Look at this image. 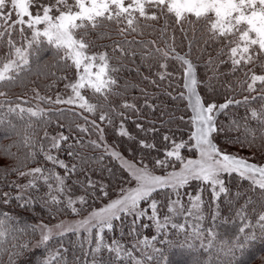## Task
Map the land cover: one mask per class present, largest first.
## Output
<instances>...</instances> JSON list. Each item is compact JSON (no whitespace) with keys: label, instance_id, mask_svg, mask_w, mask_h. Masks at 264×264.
I'll use <instances>...</instances> for the list:
<instances>
[{"label":"snow or ice","instance_id":"snow-or-ice-1","mask_svg":"<svg viewBox=\"0 0 264 264\" xmlns=\"http://www.w3.org/2000/svg\"><path fill=\"white\" fill-rule=\"evenodd\" d=\"M161 19L165 23L159 29V36L156 39H143L156 31L149 22H159ZM186 24L191 26V36L185 28ZM174 26H179L183 33L182 42L187 41L188 51L183 55L176 51ZM169 29H172L171 36L168 35ZM161 43L163 47L160 46ZM209 43L219 44L220 47L216 49V56L209 55L206 62V67L214 75L208 81H201L192 59L193 50L202 58ZM0 49H6L0 51V98H4L0 101V109L7 105V114L16 115L21 121L25 120V114L28 117L27 123L19 129L10 120L7 121L8 131L14 132L19 139L6 147L4 152L11 154L12 147L18 150L22 148L26 150L25 159H28L37 155L39 142V151L44 154V159L54 167L65 169L63 176L40 166L28 171L14 169L20 177L28 178L26 184L10 185L18 189L15 199L23 201L20 207L30 203V200L24 198L23 192L38 189L40 181L49 190L46 203L54 206L65 203L66 181L77 168L75 164L69 167L52 154L53 149L61 150L62 144L70 139V135L59 133L50 136L45 130L44 136L37 141L34 123H44L49 119L44 108L39 104L27 108L20 104L13 106L7 99L8 93L4 89L26 86L28 82L34 84L32 76L37 79H48L51 76L53 85L60 80L66 81L64 87L69 92L67 98L60 93L56 94L55 99L42 96L37 88H33L35 99L49 105L73 106L57 111L61 116L66 111H72L74 116H83L85 123H90L98 135V139L89 140L88 145L82 143V137L76 140V144L81 147L90 145L93 151L103 148L114 159H121L122 167L126 168L131 180L135 181V187L122 190L117 199L104 208L91 212L86 219L75 225L61 222L52 227L39 226L41 234L37 246L47 245L54 236L64 237L68 232L79 234L83 230L88 234L87 242L90 245L89 250L84 252L86 264L88 257H91L90 264H151L152 261L160 264L161 259H164V264H168L160 249L152 243L156 236L151 237V240L138 239L131 248H126L115 239L109 243L105 238V230L111 232L115 227L114 221L123 222L125 217L133 218L132 232L135 233L136 223L148 212L141 207L142 202L151 209L149 219L156 231L164 236L167 235L166 227L169 223L173 229L185 230L184 224L172 223L175 216L184 215L185 218L192 217L197 221L195 225H189L193 232L185 237L187 248L184 244L178 245L181 251H187L191 255L192 264H212L214 252L217 256L222 254L226 258L223 264H233L236 252L243 251L245 245L257 239L256 229L259 230L260 238L264 239V164L230 154L215 142L216 135L225 131L216 122L218 113L232 104L249 105L251 101L258 100L260 107L250 108V115L243 118V123L233 120V126L228 130L243 129V136L235 137V142L241 148L247 146L249 149L264 150V0H0ZM138 51L142 60H156L160 68L165 69L164 72L157 73L161 81L172 75L167 72L168 61L178 62L182 70L183 91L173 99L185 100L191 111L190 123L194 130L191 131L189 140L193 143L173 141L172 147L165 149L164 159H157L156 166L167 168L169 161L174 158L180 161L181 168L178 172L173 171L164 176L154 175L147 165L137 167L123 160L116 151H109L104 129L95 119L89 121L83 115L99 112L101 123H113V114L118 113V109L109 106L112 105L113 97L121 95L119 73L125 60L135 57ZM48 54L51 56L50 61L44 59ZM221 65H229L230 73L243 74V79L237 82L239 90L247 93L243 101L230 98L218 104L215 101L205 102L202 98L198 89L204 84L209 90H215L212 81L217 78L215 74ZM256 66L260 67L262 74L256 72ZM52 69L64 75L56 76ZM53 85L45 87L50 89ZM169 86L171 87V81ZM119 107L127 110L135 106L124 101ZM118 114L123 116L124 112ZM180 118L184 119L183 116ZM250 121H254L256 126L252 127ZM5 122V118L0 116V125ZM76 127L81 133L88 131L78 123ZM137 127L142 128V125ZM150 130L155 131L154 128ZM118 135H129L123 123ZM163 139L168 141L170 137L165 135ZM46 142H50L47 150ZM141 147L151 149L155 145L141 141ZM183 148H194L199 158L185 160L181 155ZM68 154L79 155L71 150ZM99 159L102 160L103 157ZM80 162L84 164L88 160L81 158ZM233 174L241 181L248 182L247 191H237L234 197L230 195L224 179L225 175ZM193 181L199 182L201 186H208L213 204L222 194L229 198L235 217L231 222L235 223L237 219L240 221L237 232L230 240H222L215 231L218 227L216 221L220 216L218 206L211 216L212 226L201 229L200 222L204 220L201 195L203 188L201 193L196 194L182 192ZM87 183L88 187H95L91 179ZM103 190L101 187L102 192ZM159 192H164L168 201L163 221L159 216L158 201L153 195ZM182 195L189 197L187 206L181 201ZM241 196L245 197L244 202L236 207ZM11 198L9 193L3 194L5 204ZM77 203L85 205V196H79L75 200L66 198V206L73 213H78V209L74 207ZM223 222L228 223V218H224ZM27 231L29 229L19 227L18 222H14L8 213L0 216V256L8 255L9 264H13L17 249L28 247L27 243H17L18 235ZM31 231H37V227H33ZM148 248L152 252L144 251ZM66 251L67 249L63 252L60 249L50 251L44 264H67L64 256ZM134 252H139L140 257L134 255ZM205 254L207 258H204Z\"/></svg>","mask_w":264,"mask_h":264},{"label":"trees","instance_id":"trees-1","mask_svg":"<svg viewBox=\"0 0 264 264\" xmlns=\"http://www.w3.org/2000/svg\"><path fill=\"white\" fill-rule=\"evenodd\" d=\"M149 23L153 25L156 31L150 36L146 35L143 38L145 40L156 39L159 36V29L164 26L165 22L161 19L159 22L152 21ZM174 28L177 45L176 51L183 55L188 51L187 41L182 42L183 33L180 31L179 26H174ZM185 28L188 30L189 36H191V26L186 24ZM171 34L172 29H169L168 35L171 36ZM169 42L171 43V40ZM103 43H110V41H103ZM160 46L163 47V44L161 43ZM219 47V44L209 43L207 51L203 54L202 58L193 50L192 59L196 64L199 80L208 81L214 75L209 67H206V62L209 59V55L212 57L216 56V49ZM0 51H6V49H0ZM44 59L50 61V54L45 55ZM229 67V65L219 66V70L215 74L217 78L212 81L215 85L214 91L209 90L204 84L198 89L205 102L215 101L219 104L224 103L230 98L243 101L247 93H242L237 86V82L243 79V74L241 72L230 73ZM255 70L258 74H262L259 66H256ZM52 71L56 72V76L64 75V73L56 69H52ZM164 71L165 69L160 68L159 62L156 60H142L138 51L135 57H129L125 60L122 71L119 73V91L121 95L113 97L112 105L109 106L117 107L118 113L124 112V115L113 114V123L110 125L107 122L101 123L99 112L94 115L83 114L88 117L89 121L95 119L96 123L104 129V138L109 151H116L123 159L134 163L136 166L142 167L147 165L153 174L156 175H165L170 169H176L179 166L180 161L174 158L169 161L167 168L157 167L155 163L157 159H164L165 149H170L173 141L176 143H180L181 141H187L189 144L193 143L189 140L193 128L190 123L191 111L187 108V102L179 98L173 99L174 96L179 97L180 92L183 91L182 70L178 62L169 60L167 72L172 75L161 81L157 73ZM68 75L71 76V74ZM145 77H148V79H145ZM31 80L35 81V83L28 82L26 86H14L10 89H4L8 93V101H11L13 106L20 104L27 108L39 104L40 107L44 108L49 119L44 123H34L37 141L44 136L45 130L50 136H56L59 133L70 135V139L62 144L61 150L53 149L52 154L58 156L69 167L75 164L77 168L71 178L66 181L65 203L58 206L46 203L49 199L47 195L49 190L43 181H40L38 189L23 192L24 198L30 200V203L25 204L24 207H20V203L23 201L15 199L18 189L10 187L14 183L18 184L19 181L17 179L20 178L14 169L26 171L40 166L45 169H51L61 176L65 174V169L59 166L54 167L50 161L44 159V154L39 151V142L37 143V155L35 157L25 159L26 150L22 148L18 150L16 147L11 148V154H6L4 149L19 139L14 132L10 133L8 131L9 125L7 121L10 120L19 129L27 123L28 117L25 114V120L21 121L14 114H7V105L5 108L0 109V116H3L6 121L3 125H0V216L8 213L14 222H18L19 227L29 229V231L18 235L17 243H27L28 247L16 250L17 255L13 257V264H44V260L49 252L55 249H60L62 252L64 249H67L64 253L67 264H86L84 252L89 250L90 247L87 242L88 234L86 232H80L79 234L68 232L64 237L54 236L47 245L37 246L39 231L32 232L31 229L37 227L38 230L37 223L54 225L62 218L86 215L90 210L107 204L108 201L113 200L118 195L122 188L129 187L134 183L127 170L119 163L121 159H114L110 154L105 153L103 148L93 151L90 145L81 147L76 144V140L82 137V143L88 145V141L98 139V135L90 123H85L83 116H74L72 111H66L61 116L57 111V109H69L73 106L49 105L35 99V93L32 91L33 88H37L40 95L51 96L53 99H55L57 93L65 96V93L68 92L64 87L66 81L60 80L53 85V77L51 76L48 79H37L36 76H32ZM152 81H156V83ZM169 81H171V87L169 86ZM46 85L53 86L48 89L45 87ZM88 95L89 97L91 96L90 93ZM3 100L4 98H0V101ZM124 101L133 104L135 107L127 110L120 108V104ZM149 105L152 107H149ZM259 107L260 101L258 100L251 101L249 105L243 103L239 105L232 104L228 109L217 114V124L225 129L223 133L215 137V142L222 150L227 151L232 147H238L242 153L250 154L251 157L249 158H252V161L264 162V150L249 149L247 146L241 148L235 142V137L243 136L242 128L238 131L228 130L229 127L233 126V120L243 123V118L246 115H250L249 109ZM76 111H79V109H76ZM181 116L184 117L183 120H181ZM32 119L35 121V118ZM77 123L87 128L88 131L81 133L76 127ZM121 123H123L125 130L128 132V136L118 135ZM137 125H142V128H138ZM250 125L252 127L256 126L254 121H250ZM153 128L155 131L150 130ZM165 135L170 137L168 141L163 139ZM141 141L147 144H154L155 147L151 149L141 147ZM48 143L50 142L45 143L46 150ZM70 150L79 155H69ZM181 155L184 158L194 157L196 151L194 148L191 150L183 148L181 149ZM100 157H103V159H99ZM81 158L87 159L88 162L81 164ZM88 179H91L95 187H88ZM224 179L226 187L233 197L237 191L245 193L248 189V182L241 181L235 174L232 176L225 175ZM19 184L26 183L20 181ZM101 187L104 189L103 192L101 191ZM201 188H203L202 193ZM182 192L189 194L201 193L203 200L202 214L204 216V220L200 222L202 230L212 226L213 221L211 220V216L218 206L220 216L216 221L218 227L215 231L219 233L222 240H230L234 237L240 221L237 219L235 223L231 222L235 217L228 197L222 194L220 199L213 204L212 193L208 189V186H201L199 182L195 181L191 182ZM4 193H9L12 197L7 204L3 202ZM105 193L107 194L105 195ZM153 195L158 201L157 207L160 216H164L167 214V197L164 192L154 193ZM76 196H85L87 203L83 206L79 203L75 204L74 207L78 209V213H73L66 206V198ZM244 199L245 197L241 196L240 200L236 202V207H239L244 202ZM181 201L187 206L189 201L188 195H182ZM224 218H228L229 222L224 223ZM132 220V217H125L123 218V222L114 221V229L111 232L107 229L105 230L104 235L107 242L111 243L115 239L123 243L126 248H131L132 244L138 239L147 238L151 240V237L156 236V240L152 241V243L155 244L156 248L160 249L168 264H192L191 255L187 251H181L178 245L184 244L185 248H187L185 237L186 235H191L193 232V228L189 227V225L197 223L194 218H185L184 215L176 216L173 223L184 224L185 230L178 231L173 229L171 223H169L166 227V236L156 231L152 221L146 215L141 218V221L136 223V232L133 233ZM143 225H147V227ZM255 231L257 239L245 245L243 251L236 252L233 257V264H264V239L260 238L258 229ZM144 251L148 253L152 252V249L148 248ZM153 254L156 255V253ZM134 255L139 258L141 254L134 252ZM204 258H207L206 254ZM211 259L212 264H223L226 258L222 254L217 256L214 252ZM87 260L88 264H90L91 257H88ZM0 264H9L8 255L0 256ZM151 264H156V261H152ZM160 264H164V259L160 260Z\"/></svg>","mask_w":264,"mask_h":264},{"label":"rangeland","instance_id":"rangeland-1","mask_svg":"<svg viewBox=\"0 0 264 264\" xmlns=\"http://www.w3.org/2000/svg\"><path fill=\"white\" fill-rule=\"evenodd\" d=\"M67 95H69V92L65 93V96H64V97L67 98ZM189 110H190V109H189ZM193 130H194V129H193ZM227 152L230 153V154L239 155V156H242V157H244V158H247V159L250 160V162H254V163H257V164H264V162H263V163H260V162H258V161H257V162H256V161H252V158H249V157H251L250 154H244V153H242L238 147H232V148L228 149ZM198 158H199V154L196 152V155H195L194 157H187V158H184V159H185V160H187V159H193V160H195V159H198ZM123 160H126V159H123ZM126 161H127V160H126ZM128 162H129V161H128ZM119 163L122 165V160H121ZM129 163H131V162H129ZM133 164H134V163H133ZM137 167H139V166H137ZM124 168H125V167H124ZM180 168H181V163L179 164V166H178L176 169H170V171H169L168 173L173 172V171H177V172H178V171L180 170ZM125 170H126V168H125ZM26 171H28V170H26ZM127 172H128V171H127ZM128 173H129V172H128ZM166 174H167V173H166ZM166 174H165V175H166ZM154 175H156V174H154ZM157 176H164V175H157ZM17 181H19V182L21 181V182H25V183H27V182H28V178H27V177H20L19 179H17ZM132 181H133L134 184L130 185L129 187L126 186V187L122 188L121 191L118 193V195H117L113 200L117 199V198L121 195L122 190L128 189V188H130V187H135V181H134V180H132ZM19 182H18V184H19ZM76 198H77V196H76V197H72V199H74V200H75ZM113 200H111V201H113ZM111 201H108L107 204L110 203ZM107 204H104V205H102V206L99 207V208L92 209V210H90L86 215H83V216L62 218L58 223H55L54 225L59 224V223H61V222H63L65 225H75V224H77L78 222H80V221L86 219V218L89 216V214H90L91 212H93V211H95V210H99V209H101V208H104ZM141 207H142V208H146V209L148 210L146 216L149 217L150 214H151V209L148 208V205H147L146 203H143V204H141ZM169 215H170V214H169ZM159 216H160V213H159ZM163 217H164V216H160V219H161L162 221H163ZM175 217H176V216H175ZM175 217L172 218V223H173V220H174ZM37 224H38V230H37V231H39V237H38V240L40 239V234H41V233H40V228H39V226H43V225H46V226H49V227L54 226L53 224H52V225L43 224V223H37ZM80 232H85V231L81 230Z\"/></svg>","mask_w":264,"mask_h":264}]
</instances>
